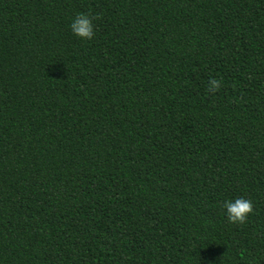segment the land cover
Masks as SVG:
<instances>
[{"label":"trees","instance_id":"trees-1","mask_svg":"<svg viewBox=\"0 0 264 264\" xmlns=\"http://www.w3.org/2000/svg\"><path fill=\"white\" fill-rule=\"evenodd\" d=\"M0 264H264V0H0Z\"/></svg>","mask_w":264,"mask_h":264},{"label":"clouds","instance_id":"clouds-1","mask_svg":"<svg viewBox=\"0 0 264 264\" xmlns=\"http://www.w3.org/2000/svg\"><path fill=\"white\" fill-rule=\"evenodd\" d=\"M69 27L72 34L80 40H92L94 37L92 18L85 13L77 14ZM220 86L221 82L217 79L213 78L208 81V91H217ZM223 208L229 223L244 224L253 211V204L250 199L238 197L233 200H225Z\"/></svg>","mask_w":264,"mask_h":264}]
</instances>
